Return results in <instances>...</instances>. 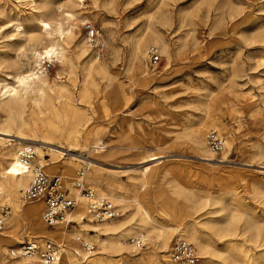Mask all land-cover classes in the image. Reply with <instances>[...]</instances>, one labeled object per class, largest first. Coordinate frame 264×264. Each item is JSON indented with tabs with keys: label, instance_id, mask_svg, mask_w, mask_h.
I'll use <instances>...</instances> for the list:
<instances>
[{
	"label": "rangeland",
	"instance_id": "374dc122",
	"mask_svg": "<svg viewBox=\"0 0 264 264\" xmlns=\"http://www.w3.org/2000/svg\"><path fill=\"white\" fill-rule=\"evenodd\" d=\"M47 1L34 0L37 8ZM77 1V5L69 0L49 2L53 8L62 5L72 9L77 20L72 38L65 44L66 57L44 58L51 63L46 73L55 106H34L39 118L56 127L52 136L67 154L60 157L42 148L41 155L36 149V162L43 164L49 174L64 176L65 185L74 192V177L85 163L70 158L66 149L72 146V135H81L82 145H87L83 154L105 163L90 166L85 185H94L98 193L111 198L129 200L115 199L123 215L108 222L131 218L130 222L136 225L139 212L133 199L137 198L162 225L182 227L184 238L194 245L199 260V248L188 238L192 223L203 231V241L216 240L221 246L220 232L232 214L241 209L246 214L239 224L250 226L248 221L255 216L254 221L264 233V0ZM32 7L31 0H0V78L10 69L9 61L16 57L27 60L21 50H16L17 46L32 45L42 50L37 42H29L28 34L12 35L16 32L13 25L19 22L29 32L38 31L35 22L29 20ZM44 16L51 22L55 17ZM91 28L99 31L103 45L100 55L89 44ZM13 36L15 39L11 40ZM137 43H141V49L136 48ZM152 45L160 51V60L154 66L148 54ZM31 55L28 54L30 58ZM31 63L35 65L33 58ZM89 66L95 67L90 73ZM99 66L107 68L108 73L101 72ZM58 86H63L61 92ZM2 117L3 113L0 120ZM213 128L231 142L226 157L225 144L222 151L215 153L206 142V134ZM4 147L0 143V155ZM152 154L161 156V161L143 176L139 167ZM206 155L212 159H202ZM70 164H75L73 171H65ZM132 168L137 169L130 171ZM95 173L100 176L98 181L93 179ZM17 190L22 200L25 187L19 186ZM22 203L40 207L32 219L19 225L18 238L23 242H60L57 237L36 236L34 231L43 228L57 234L68 229L71 235L66 239L72 244L66 248L71 249L74 264H91L93 255L117 254L97 243H93L90 254L82 251L85 239L81 236L76 240V231L95 232L75 218L80 213L78 209L72 213L73 223L48 226L41 219V201ZM2 210L7 215L0 236L13 204H0ZM81 210L84 215V208ZM175 230H167L166 246H161L155 235L143 232L146 246L135 249L129 243L128 254L137 258L141 253H152L151 259L141 264L174 263L169 251ZM135 235L140 233L127 235V241ZM19 245H1L0 263L8 260L9 249ZM75 250H80L81 256ZM114 257L113 264H124L120 256ZM13 264L23 263L15 259Z\"/></svg>",
	"mask_w": 264,
	"mask_h": 264
},
{
	"label": "bare ground",
	"instance_id": "6f19581e",
	"mask_svg": "<svg viewBox=\"0 0 264 264\" xmlns=\"http://www.w3.org/2000/svg\"><path fill=\"white\" fill-rule=\"evenodd\" d=\"M69 1L75 5L78 3L77 0ZM31 2L33 7L29 20L35 22L38 27V31L29 32L26 30L24 24L19 22L16 25H13L14 23L12 24L14 26V30L16 31L15 33H12V35L16 36L21 33L28 34L29 42H37L38 45L42 46V50L38 51L37 48L32 45H29L28 48L23 45L17 46L16 50H21L22 55L27 58V60L23 61L22 59L16 57L12 62L9 61L8 63L11 64H7V67L9 66L10 69L5 72V77L0 78V114L3 113L4 115V117L0 120V143L5 146L0 155V184L3 189V194L0 196V204H13L11 216L8 218L4 230L1 232L0 248L1 245L7 243H19L21 245L23 241L18 238L19 225L27 219H32L40 209L37 205L26 206L20 199L17 188L19 186H24L25 188L28 186L31 179V168L29 166L22 165L19 162L17 156L18 149L23 145H33L41 155H43L42 148H47L53 153L60 155V157H63V152H65L63 151L65 147L61 143H57L52 136L51 132H54L53 130H57L56 127L39 118L38 113L35 110L36 107L34 106H39L41 103L49 104L52 107L55 106L53 97L54 94H51L48 91V89L51 88V83L49 82V77L46 71L42 69V61L43 58L48 57L51 59L54 55L61 58L66 57L65 44H67L68 38H72L73 24H76L77 15L72 9L64 8L62 5H57L54 8L51 7L49 4L50 0L38 8L36 7V2H34V0H31ZM46 14L55 15L52 22L44 16ZM156 37L161 40L160 36L157 35ZM12 39H15V37L13 36L11 40ZM143 43L142 45L145 47V44ZM140 44L141 43H137V49L140 48ZM164 50L165 52L169 51V49L165 46ZM28 52L32 54L31 58L35 61L34 66L31 63V58L28 56ZM93 69H95L94 66H89V73ZM99 70L103 73H108V69L103 66H99ZM57 89L61 92L63 86H58ZM29 109L31 110L29 111ZM198 133H200L199 129ZM72 136V146L66 149L70 158L84 162L86 165L90 166H101L105 164L89 155H85V153L83 154V151L87 150V145H82V136L79 134ZM61 140H63V138ZM12 143L15 144V148L9 146L13 145ZM224 143L226 145V149L223 151V157H226L230 151L231 142L225 140ZM160 157L161 156L152 154L149 159L145 160L146 163L139 167L143 176L149 172L153 164L161 161L159 160ZM202 159L210 161L212 157L210 155H206L203 156ZM218 160L224 162V159ZM4 161L6 162L5 166ZM74 167L75 164H70L65 168V171L72 172ZM115 167L121 168V166L117 165H115ZM3 168L8 169L4 170ZM135 169L137 168H132L130 171ZM99 178L100 176L98 173H95L93 179L98 181ZM3 185H6L7 188ZM94 187L95 186L93 185V188ZM113 199L121 202L129 201L124 199V197L117 198L113 196ZM133 201L139 212V219L137 220L138 223L136 225H134L133 222H130L131 218H127V220L117 223L104 221L101 224H95L90 219H88V221H84L83 211L81 210L82 207L77 208L80 213L75 215V218L80 224L86 226L90 229V231H94L95 233L92 234L90 232H84L85 229H79L76 231V233H78V235L75 236L76 240H79L80 237L83 236L85 241L89 244L97 243L104 250H111L113 253L116 252V255L120 256L119 259H122L124 264H141V262L145 263V259L146 262L150 260L152 253L144 252L137 258L130 257V254L128 253L131 245H129V242L127 241V235L134 233L143 234V232L151 233L155 235V238L158 241H160L161 246H166L169 242V233L167 230L176 229L175 239L185 237L186 234L184 233L182 227L162 225L146 208L142 206L139 199L135 198ZM237 211V213L232 214L224 231L220 232L223 237H221L223 239L221 246L217 245L215 242L216 240L207 242L203 241V231H201L200 227L195 223L190 225L188 238L194 242L201 253V260H199L197 264H208V262L213 264H264V233L260 231V228L256 224L257 222L254 221V219H256L255 216L253 217L254 219H251L252 217L250 218V220H253L254 222H251L250 220L248 221L250 226H247V224L242 227L239 224V220L244 214H246V211L243 212L241 209H238ZM247 214L249 213L247 212ZM70 217H73L72 213L70 214ZM250 229H254V231H250ZM69 231L70 230L68 229H62L59 233L55 234V232H48L44 231L43 228H38L34 231V233L36 236H40L41 238H59L60 242L57 243H59L63 248V257L60 264H74L71 249L66 248V245L72 244L70 243L71 241L66 239L69 235H71ZM28 235H30V232ZM3 239H5V242H2ZM16 239H18L17 242ZM251 241L252 244H249ZM73 242L74 244L77 243L76 241ZM73 252L76 254L81 253L80 250H75ZM116 255H113V257L93 255L90 258V262L91 264H113L115 258L114 256ZM18 260L23 264H37L34 261L36 258H18ZM136 260L138 261L136 262ZM160 264L177 263H163L160 261Z\"/></svg>",
	"mask_w": 264,
	"mask_h": 264
},
{
	"label": "built area",
	"instance_id": "2783aa9c",
	"mask_svg": "<svg viewBox=\"0 0 264 264\" xmlns=\"http://www.w3.org/2000/svg\"><path fill=\"white\" fill-rule=\"evenodd\" d=\"M100 34L96 28H91L89 33V44L97 54L103 51V45L99 38ZM149 60L152 66L160 60V51L156 45L148 49ZM51 63L43 58L42 69H49ZM206 142L209 148L218 153L224 148V138L217 128L210 129L206 134ZM66 155V151L63 152ZM19 162L31 168V179L22 193V200L30 202L39 200L43 203L41 217L48 226L59 224L69 225L74 222L70 217L77 208H84L85 219L104 222L118 218L123 215V209L113 198L98 193L95 188L85 185V177L90 165L84 164L79 169L73 183L74 192L65 185L61 174H49L44 165L36 162L37 151L33 145H23L17 153ZM3 189L0 184V196ZM7 212H0V228L5 220ZM129 243L140 249L146 246L147 238L143 234L130 237ZM94 245L82 241V251L88 255L94 250ZM79 256H81L79 254ZM170 259L179 264H197L199 256L194 245L184 237L175 239L169 251ZM63 257L62 246L54 240L46 239L41 242L27 240L17 248L8 251V260L0 264H13L18 258H36L37 264H60ZM84 260V259H83ZM84 263V261H83ZM29 264V263H28Z\"/></svg>",
	"mask_w": 264,
	"mask_h": 264
}]
</instances>
